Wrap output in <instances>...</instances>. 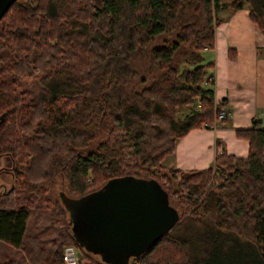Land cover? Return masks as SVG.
I'll list each match as a JSON object with an SVG mask.
<instances>
[{
  "label": "trees",
  "instance_id": "16d2710c",
  "mask_svg": "<svg viewBox=\"0 0 264 264\" xmlns=\"http://www.w3.org/2000/svg\"><path fill=\"white\" fill-rule=\"evenodd\" d=\"M242 1L9 4L0 15V51L12 55H0V158L8 162L0 171L6 167L15 180L0 190V241L22 256H4L0 264H23L22 258L65 264L64 245L83 250L78 264H114L79 245L60 196L78 198L122 175L155 180L177 219L121 264H264V126L258 119L234 128L247 140L244 156L218 148L204 167L157 173L188 129L227 122L225 100H214L206 73L211 62L200 51L213 43L217 7L232 10ZM246 1L264 39V0ZM261 49L264 54V43ZM194 102L177 116L179 107ZM36 213L54 222L49 238L28 227Z\"/></svg>",
  "mask_w": 264,
  "mask_h": 264
},
{
  "label": "crops",
  "instance_id": "0c3cea01",
  "mask_svg": "<svg viewBox=\"0 0 264 264\" xmlns=\"http://www.w3.org/2000/svg\"><path fill=\"white\" fill-rule=\"evenodd\" d=\"M228 0H217V3ZM249 2L235 9L217 7L220 21L213 30V43L201 49L209 61L214 100H225L227 122L188 129L174 142L169 163L181 169L200 168L212 162L218 148L234 156L247 153V140L234 133L248 127L252 117L264 126L263 33L249 16ZM218 144V145H217Z\"/></svg>",
  "mask_w": 264,
  "mask_h": 264
},
{
  "label": "water",
  "instance_id": "95a60500",
  "mask_svg": "<svg viewBox=\"0 0 264 264\" xmlns=\"http://www.w3.org/2000/svg\"><path fill=\"white\" fill-rule=\"evenodd\" d=\"M12 1L0 0V15ZM60 198L79 245L114 264L146 249L177 219L165 191L150 178L117 176L78 198ZM83 204L85 219L78 225L72 210Z\"/></svg>",
  "mask_w": 264,
  "mask_h": 264
},
{
  "label": "rangeland",
  "instance_id": "374dc122",
  "mask_svg": "<svg viewBox=\"0 0 264 264\" xmlns=\"http://www.w3.org/2000/svg\"><path fill=\"white\" fill-rule=\"evenodd\" d=\"M58 3H55L54 5H57ZM0 55L4 58H12V55L7 52V51H0ZM195 102L190 104V105H182L181 107H179L177 109V116L181 117L182 115L188 113L192 108L195 107ZM7 161L3 160V158H0V164H4L5 166L7 165ZM163 163V167L160 169V171L157 173L160 174H166L167 176H175L173 174V172H171L168 168H170V166H173L172 164L169 163V158L165 157L162 160ZM6 168V167H5ZM3 168L0 171V190L2 189V187H7L9 185V182L12 180V182L15 180L14 177H11V175L9 174V172L5 171L6 169ZM159 180L164 183V180L162 179V175L158 176ZM2 183V184H1ZM56 189V187H55ZM54 222H52L49 219H45L43 218V216L41 214H30L29 218H28V227L29 228H34V227H40L41 229V236H43L44 238H49L50 236H52L54 234ZM70 247L74 258H76V264H78V259L79 260H85L86 256L83 253V250H81L80 248L74 246V245H64V247ZM63 247V248H64ZM4 256H12V257H17L20 258L22 256V252L19 248L14 247L8 243H5L3 241H0V260L3 259ZM90 256L94 257V258H99L97 253H93L90 252ZM88 256V257H90ZM23 264H28L26 259H23Z\"/></svg>",
  "mask_w": 264,
  "mask_h": 264
},
{
  "label": "built area",
  "instance_id": "2783aa9c",
  "mask_svg": "<svg viewBox=\"0 0 264 264\" xmlns=\"http://www.w3.org/2000/svg\"><path fill=\"white\" fill-rule=\"evenodd\" d=\"M222 116H223V112L222 111L218 112L217 118H221ZM212 124H209V125H212ZM62 259H63L65 264H76V260H77L76 258H74L73 253H72L70 247H68V246L63 248ZM133 264H136V262L133 261Z\"/></svg>",
  "mask_w": 264,
  "mask_h": 264
},
{
  "label": "flooded vegetation",
  "instance_id": "af4514ba",
  "mask_svg": "<svg viewBox=\"0 0 264 264\" xmlns=\"http://www.w3.org/2000/svg\"><path fill=\"white\" fill-rule=\"evenodd\" d=\"M86 204H83V206L75 207L72 211H74V217L72 216V219L75 221V224H83V221L85 219V206ZM85 206V207H84Z\"/></svg>",
  "mask_w": 264,
  "mask_h": 264
}]
</instances>
